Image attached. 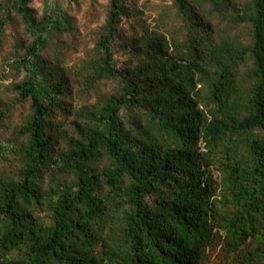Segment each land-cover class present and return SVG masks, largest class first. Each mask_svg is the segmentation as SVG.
<instances>
[{"label": "trees", "instance_id": "1", "mask_svg": "<svg viewBox=\"0 0 264 264\" xmlns=\"http://www.w3.org/2000/svg\"><path fill=\"white\" fill-rule=\"evenodd\" d=\"M171 1L118 66L130 6L108 0L74 69L43 54L74 28L63 5L0 0V51L26 33L0 127L27 107L0 139V264H212L220 243L264 264V0Z\"/></svg>", "mask_w": 264, "mask_h": 264}, {"label": "rangeland", "instance_id": "2", "mask_svg": "<svg viewBox=\"0 0 264 264\" xmlns=\"http://www.w3.org/2000/svg\"><path fill=\"white\" fill-rule=\"evenodd\" d=\"M130 6L128 18L126 17L123 24L120 26L122 39L116 44L118 50L116 57L118 66H124L129 58V53L121 49L118 44H126L124 39L129 40L130 37L141 34L145 28L156 29L159 25L161 17L172 14L171 0H126ZM63 5L68 14L74 18V28L72 32L62 34L59 39H56L51 48L44 51L45 56H55V54L65 53L63 63L65 66L73 67L74 69L82 62V58L90 53L94 48L95 37L101 25L105 22L108 0H32V6L36 8L38 14H43L46 5L52 6L55 4ZM167 11H166V9ZM168 19V17H166ZM169 20V19H168ZM169 23L171 21L169 20ZM25 33L24 27L21 25H9L7 30V42L4 48L0 51V98H11V93H3L6 86L10 83L21 79V75L15 74L9 68L3 65V55L13 46V34L18 31ZM26 34V33H25ZM62 57V56H61ZM54 63H57L54 58H50ZM84 63V62H83ZM58 64V63H57ZM59 65V64H58ZM116 81L108 82L106 86H102L104 93H111L117 87ZM90 98H84L83 101L94 103L99 100L100 94L95 93L88 95ZM79 105L83 103L78 101ZM27 107L19 110L11 119L8 127H0V139L9 138L11 129L21 123L24 112ZM8 163L4 161L0 164V172L6 169ZM214 174L218 175V170H214ZM224 244L220 243L216 249L211 252L212 264H242L239 256L228 252L224 249Z\"/></svg>", "mask_w": 264, "mask_h": 264}]
</instances>
